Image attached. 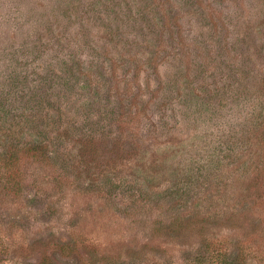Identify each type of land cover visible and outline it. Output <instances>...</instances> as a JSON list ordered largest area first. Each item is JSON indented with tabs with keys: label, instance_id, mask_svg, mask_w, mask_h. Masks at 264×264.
Wrapping results in <instances>:
<instances>
[{
	"label": "rangeland",
	"instance_id": "374dc122",
	"mask_svg": "<svg viewBox=\"0 0 264 264\" xmlns=\"http://www.w3.org/2000/svg\"><path fill=\"white\" fill-rule=\"evenodd\" d=\"M0 264H264V0H0Z\"/></svg>",
	"mask_w": 264,
	"mask_h": 264
}]
</instances>
